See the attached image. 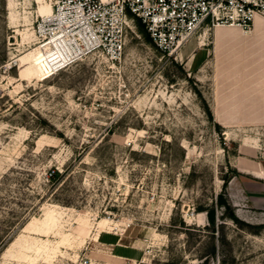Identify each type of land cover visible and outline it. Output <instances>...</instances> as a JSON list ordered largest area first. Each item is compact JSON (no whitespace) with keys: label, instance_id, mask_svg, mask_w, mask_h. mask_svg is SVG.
Returning a JSON list of instances; mask_svg holds the SVG:
<instances>
[{"label":"rangeland","instance_id":"374dc122","mask_svg":"<svg viewBox=\"0 0 264 264\" xmlns=\"http://www.w3.org/2000/svg\"><path fill=\"white\" fill-rule=\"evenodd\" d=\"M53 2L0 0V264H264V120L214 116L215 29L52 72Z\"/></svg>","mask_w":264,"mask_h":264},{"label":"built area","instance_id":"2783aa9c","mask_svg":"<svg viewBox=\"0 0 264 264\" xmlns=\"http://www.w3.org/2000/svg\"><path fill=\"white\" fill-rule=\"evenodd\" d=\"M53 7L52 18H37L40 40L56 34L65 44L72 38L73 58L90 50L114 61L125 53L131 21L142 23L157 48L174 56L202 31L227 25L248 31L264 18V0H55Z\"/></svg>","mask_w":264,"mask_h":264},{"label":"crops","instance_id":"0c3cea01","mask_svg":"<svg viewBox=\"0 0 264 264\" xmlns=\"http://www.w3.org/2000/svg\"><path fill=\"white\" fill-rule=\"evenodd\" d=\"M214 44V116L224 125L239 115L264 120V18L258 17L248 31L216 27ZM237 105L243 115L236 112ZM255 173L264 178L262 170Z\"/></svg>","mask_w":264,"mask_h":264},{"label":"bare ground","instance_id":"6f19581e","mask_svg":"<svg viewBox=\"0 0 264 264\" xmlns=\"http://www.w3.org/2000/svg\"><path fill=\"white\" fill-rule=\"evenodd\" d=\"M55 1V0H54ZM54 5V2H53ZM54 15V7L52 6L47 13H43V17L45 18H52ZM41 16V17H42ZM58 35L54 34L48 41H46L45 45H49L46 51H43L44 54V61L48 69L52 72H57L58 68L63 69L66 66L70 65L74 61L78 59H82L81 57L89 54L94 53L93 51H86L85 54H81L73 58L69 52L72 50L71 42L72 38L65 39V44L57 38ZM41 48V47H40ZM42 49V48H41ZM43 50V49H42Z\"/></svg>","mask_w":264,"mask_h":264},{"label":"trees","instance_id":"16d2710c","mask_svg":"<svg viewBox=\"0 0 264 264\" xmlns=\"http://www.w3.org/2000/svg\"><path fill=\"white\" fill-rule=\"evenodd\" d=\"M226 188H227V182L224 185V189H226ZM220 204L226 208V212L224 213V214H226V216H229L234 221L240 220L238 215L236 214L234 208L232 207L231 203L224 197L223 194H221ZM207 213H208L210 221L215 224L216 223V211L215 210H207Z\"/></svg>","mask_w":264,"mask_h":264}]
</instances>
